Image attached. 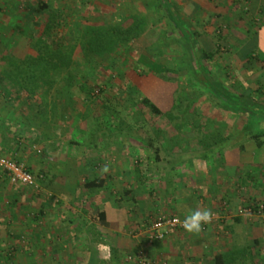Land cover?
<instances>
[{"label":"rangeland","instance_id":"obj_1","mask_svg":"<svg viewBox=\"0 0 264 264\" xmlns=\"http://www.w3.org/2000/svg\"><path fill=\"white\" fill-rule=\"evenodd\" d=\"M33 1L0 0V105L12 108L14 119H32L38 129L50 130L47 125L50 119H60L61 124L63 119H84L85 125L78 121L76 125L98 132L90 136L104 133L110 137L106 140L109 147L98 144L89 135L80 146L68 145V136L59 140L56 148L39 140L26 141V146H21L25 157L20 155V145L16 147V142L6 148L0 147L3 154L43 177L40 187L34 189L10 184L0 170V264H133L127 257L139 250L152 264H169L168 261L214 264L216 255L230 251L236 264H264V209L242 211L248 208L245 206L247 200L258 201L259 207L261 201L264 203V146L258 150L249 136L240 134L251 117L220 106L219 99L210 95L203 84L191 81L196 67L192 53L202 47L212 52L206 62L212 76L231 92L241 93L249 85L260 82V74L264 72L263 54L257 48L251 59L241 61L236 56V43L231 42L234 38L230 40L232 36L257 32L242 24L247 15L244 13L246 3L236 0L235 9L229 11L220 4L207 5L206 10L188 17V12H182L184 6L179 5V0H171L181 19L197 33L191 45L171 33L166 16L150 9L157 0H44L56 15L54 28L46 39L59 46L64 57L72 59L73 71L85 73L86 83L93 88L91 99L82 104L83 95L78 89L75 99H68L63 79L66 69L57 83L39 85L37 78L42 69L35 67L32 61L36 55L28 56L25 46L34 24L41 23L46 15L32 9ZM138 12L149 17L148 26L129 41L124 40L128 43L126 46H119L120 36L132 23L128 15ZM118 19H121L122 28L117 29ZM235 19L238 21L232 27ZM90 30L98 33V36L94 34L97 40L89 34ZM89 40L95 42L91 55L101 73L99 89L93 86L90 77L96 69L90 68L81 52ZM115 48L118 49L110 50ZM142 57L155 62L157 69H148ZM260 83L264 85V79ZM133 95L151 100L162 115L151 117L149 109L135 102ZM246 101L264 112V88ZM3 116L0 109V119ZM253 119H257L255 128H264V115L257 114ZM60 132L66 133V129ZM90 143L99 145L95 146L97 150L101 148L99 154L106 152L108 162L103 165H107V170L101 173L107 175L106 183L87 189L85 182L96 172L97 159L96 151L86 148ZM114 155L117 156L115 162L111 160ZM72 158L77 162L69 163L72 167L67 173L68 159ZM189 158V163L199 167V173L204 175L202 179L208 180L210 187L223 183L214 190L218 194L227 185L225 178L216 179L218 174L223 176L224 171L231 174L238 161L235 169L240 172L234 176L232 184L241 188L244 198L234 204L216 197H213L215 200L204 197L208 195L204 192L201 206L212 212V219L202 226L195 238L192 237L200 238L202 248L198 244L194 250L195 245L186 237L185 230L172 229L167 235L170 238L172 234L177 244L168 256L165 249L156 248L157 242L144 244V231L158 216H178L175 212L166 213L162 207L161 187L165 181L162 171H167L172 164H188ZM82 165H86V170L80 171ZM115 169H118V176L114 175ZM154 182L157 186L153 187ZM195 191L189 190L188 195ZM92 206L105 208L110 219H115L114 212L119 216L118 237L108 235L111 243H107L106 248L92 235L99 228L88 214ZM156 207L160 213L153 215ZM56 224L65 232L75 233H65L55 242L47 239L48 249L43 255L37 254L35 245L39 247L41 243L39 234L34 235L36 229H54ZM26 230L31 233H25ZM27 243L30 246H26Z\"/></svg>","mask_w":264,"mask_h":264},{"label":"crops","instance_id":"obj_2","mask_svg":"<svg viewBox=\"0 0 264 264\" xmlns=\"http://www.w3.org/2000/svg\"><path fill=\"white\" fill-rule=\"evenodd\" d=\"M169 2L172 6H174V4L171 0H169ZM242 2H244V4L246 3V6L244 7V9H245L244 13L247 14L246 16H244V21H243L244 23L242 22V24H243V26H246L248 28L249 27L255 28L257 30V32H255L253 30L249 36H245V35H243L242 37L232 36V37H230V40H232L234 38L235 40L233 39V41H231L234 43H237V42L238 43L239 42H255V43H257L258 49L263 54L262 58L264 60V0H245V1L242 0ZM218 4H220V6H223V8H225V9L227 8L229 11L231 9L232 10L235 9V5L237 4V2H236V0H179V5L184 6L181 9L182 12H185V13L188 12V14H187L188 17L189 16L191 17V14L195 13L196 11L206 10L205 8H207V5L216 7ZM158 6H159V3L157 2L156 5L152 6L150 9L152 11L157 10L159 8ZM213 10H214V8H212V11ZM183 21H185V20H183ZM236 21H238V19L237 20L235 19V21H233L232 27L235 26ZM185 23H186V21H185ZM261 75H262V77L258 80L260 82H262L264 79V72H262L260 74V76ZM1 99H2V97L0 98V101H1ZM0 107H1L0 109L2 111V115H4L3 119H0V147H1V149L4 147L6 148V147L13 145V142H16L15 146L17 147L20 145L19 146L20 155L24 156V157H25V150H24V147L22 148L21 146L22 145L26 146V141L29 142V141H36V140L38 141L39 140L43 144L51 143L52 145H54V146H52V148H56L55 145H58L57 142L59 140H62V138L64 136H68L69 137L68 141H67L68 145L74 146L75 144L76 145L79 144V146H80L81 144H83V142H86V139H87L86 137L88 135L90 136V134H98V132L95 133V131L90 132L89 129L83 130L84 126L76 125L77 124L76 121H78L79 124L85 125L84 119H65V120L63 119L62 120L63 124L60 123V119H50V124H47V125H50V130H48L45 127H44V129H38L37 126H34L32 124V119H14V113L12 111V108H10L8 106L5 107V104H1ZM36 122H37V119H36ZM38 122H40V120ZM59 124H61V125H59ZM62 128L66 129V133L60 132ZM58 129H60V131H58ZM103 134L100 133L99 135H91L90 139L97 141L98 144L102 143L103 146H108L107 145L108 143H106V140L109 139L110 137H108L107 135H103ZM112 137L114 140L116 139V136H112ZM93 140H91V142ZM17 141H18V143H17ZM24 141H25V144L23 143ZM98 144H97V146H99ZM46 146L47 145H45V148H46ZM95 146H96L95 143H93V144L90 143V145H88L86 147L87 149L90 148L93 151H96L94 153V155L97 158L96 161L94 160L96 162L95 163L96 172H93V173L91 172L92 173V179H89V180L101 179L103 181L102 183L105 184L106 183L105 177L107 175H104V174L101 175V173H102V170H103V172H105V168L107 167V165L103 166L104 162H108L106 159L107 154L105 151H103V153L101 152V154H99L100 152H98V151H100L101 148H99L97 150L95 148ZM16 147H13V148L15 149ZM33 148H35V147H33ZM260 148L261 147H258L257 149L260 150ZM257 149H255L254 152H257ZM39 150L40 149H38L37 152H39ZM0 152L2 153V151H0ZM116 158H117V156L114 155L111 160L113 162H115ZM72 161L77 162V161H75V158L74 159L72 158V160L68 159L67 173L70 172V168L72 166H69V163H73ZM187 162H188V164H181V163L178 165L172 164L168 167L167 171H164V169L162 171L163 176L165 177V181L162 182V184L164 183V185L161 187V189H163V191H162L163 196L160 199H161L162 207H164L163 209L166 210V213H170V212L174 213L175 212V214L177 213L178 216H180V218L181 217L185 218V214L189 210H193V209L203 210V207L201 205H203L202 204L203 203V200H202L203 196L202 195H204L203 194L204 192H206L208 194V195L205 194L204 197H206V196H210L212 198L216 197V198H220L226 202L227 201L228 202L233 201L234 204H237L236 202H238V201L241 202V198L242 197L244 198V196L240 192L241 188L239 189V187H236L237 184H235V185L232 184V181L235 180L234 176H237V174L240 172V171H236V169H235L239 165L238 161L235 162L234 171L231 174L229 171H226V172L224 171L223 176H222V174L221 175L218 174V177L216 176L217 180L220 177L225 178V180H227V185L225 186L226 188L221 189V191H219L220 195L218 194V192H215L214 190H218L217 189L218 185H221L223 183L220 182L221 184L220 183L217 184L215 186L216 188L210 187L208 180L202 179V178H204V177H202L204 175H203V173H199L200 172L198 169L199 167L195 163L190 164L189 163L190 158L187 160ZM78 164L79 163H77V165ZM85 167H86V165H82L81 167H79V168H81L80 171L86 170ZM74 169H75V167H74ZM115 170H116V174H114V175L118 176V174H117L118 169H115ZM237 170H240V169L237 168ZM172 172H173V174H172ZM121 173H122V170H121ZM200 179H202V180H200ZM230 180H231V183H228V182H230ZM154 183L152 186L153 187H154V185L157 186L156 185L157 182L155 184ZM231 184H232V186H231ZM75 185L76 184L74 182L73 187ZM159 186H161V185H159ZM191 189L196 190L195 194L193 192H191L192 195H188L189 190L191 191ZM213 200H215V199L213 198ZM242 201H243V199H242ZM102 209L106 213V224L103 225L101 222H96V224L99 226V228L101 227L102 229L98 228L96 233L92 232L93 233L92 235H95V237H97L98 240H101V242H100L101 246L106 248L109 246L107 243H111V241L107 240L108 235L118 237V234H117L118 230L116 228H117V225L119 224V219H118L119 216H118V214H116L114 212L115 219H110L107 210L105 208H102ZM154 211L155 212L152 211L153 215L160 213L159 207H156L154 209ZM50 220L52 221L51 216H50ZM59 226H60V224H56L54 226L55 227L54 229H52V228H46V229L42 228L39 230L36 229V233L34 235L39 234L40 243H41L39 247L37 244L35 245V249H36L37 254L42 253V255H43V253L46 251V248L48 249L49 244L47 242V239L49 241L54 240V242H55V239L57 237L65 236L66 235L65 233H68V235L75 233V231H72V233H69V231L65 232L64 229H61V227H59ZM112 227H113V229H112ZM72 228H75V227H72ZM171 230L169 231V233H171L173 231V230L172 231ZM24 232L29 233V231H27V230ZM30 233H31V231H30ZM185 234H187L186 237H188L190 242L193 243V245H195L194 250H196L198 248V246H197L198 244H200L199 248H202V245H201L202 241L200 242V238L193 239L198 234H189L187 232H185ZM168 235L165 239L157 242L159 246H157L156 248L159 250L165 249V253L168 256H170L172 251H173V250H171V248H176L175 244H177V241H176V238H172V236H173L172 234H171L170 238H168ZM41 236H44L47 238L45 239V238H42ZM49 237H52V238H49ZM56 242H57V240H56ZM154 243H156V242H154ZM144 244L151 245V244H147L145 242H144ZM26 246H30V243H27ZM68 249H69V247H68ZM51 250L53 251V245H51ZM84 250H86V249H84ZM40 257H41V255H40ZM168 262H169V264H173L171 261H168ZM73 264H75V263H73ZM180 264H185V261L180 262Z\"/></svg>","mask_w":264,"mask_h":264},{"label":"trees","instance_id":"obj_3","mask_svg":"<svg viewBox=\"0 0 264 264\" xmlns=\"http://www.w3.org/2000/svg\"><path fill=\"white\" fill-rule=\"evenodd\" d=\"M157 2L159 3V8L157 10H154V12L166 16V18L171 24V33L176 35V37L180 38V40H184V43L191 44L193 41H195L197 33L190 30L189 26L185 23V21H183V19H181L177 11L170 4L169 0H157ZM33 4L34 5H32V9L36 13L46 15V18L42 19L41 23L34 24L31 34L27 37V44L25 46V51L28 56L29 54L36 55V59H33L32 61L33 63H35V67H41L42 69L40 75L37 78L39 79V85L43 87L46 84L52 85L57 83L60 78L62 79L61 74L63 72V69H66V74L63 79L64 81H66L69 101L71 98L72 100L75 99L74 96H76V89H78V91H80L83 95L82 104H84L86 100L91 99V96L93 94L92 86L86 83L85 81L87 76L84 75L85 73H75L73 71V68H71V66L74 65V63H72V59L64 57L62 49L57 45L54 46L53 43L46 39V36H49L51 30L54 28L56 20V15L54 11L44 0H34ZM128 17L132 18V23L129 27H127V29L124 30L125 32H123L120 36V41H122V43H120L119 41V46H126V44L128 43L124 42V40L129 41L133 35H137L149 24V17L140 12L132 15L130 14L128 15ZM120 22L121 19H118V25H120ZM118 28H122L121 25L117 27V29ZM39 29L40 31H37ZM107 29L109 28L106 27V31H108ZM108 32H110V30ZM89 34L94 37V34H96V32L95 30L92 32L90 30ZM96 35L98 36V33ZM106 36H110V34L106 33ZM95 38L96 37H94V39ZM97 39L98 37L95 40ZM93 43H95L94 40H89L88 43H86V48L85 46H82L81 52L89 61V64L91 66L90 68H93L94 71L96 69L95 73L92 74L90 77L92 79V82L94 83L93 86H97V88L99 89L101 88V86L98 84L101 73L100 70L97 68V63H95L91 55L92 51L94 50ZM257 48L258 46L255 42H237L236 56L241 61H243L244 59H251L252 53L257 51ZM117 49L115 48L110 50L116 51ZM121 50H123V48ZM123 52L124 50L122 51V53ZM192 54L193 62L195 63L196 67L194 66V72L191 74V81L194 80L203 84L207 88L210 95H213L214 97L219 99L220 106L221 104L228 106L229 108L235 109L245 116L251 117V119H249L250 122H246V124H244V126L242 127V131L240 134L243 133L249 136V138L252 140L256 147L264 146V128H255L256 124L254 122H256L257 119H253L254 116L257 114L263 116L264 112L257 109L253 104L251 105L246 101V99L249 98L251 95L259 94L262 88H264V85H261L260 82L256 81L254 84L249 85L247 89L241 93L231 92L229 88H225L223 86L221 81L212 76L210 68L206 63L207 60L212 57V52L210 50H207L205 48L203 49L201 47L198 48V50H196ZM142 59V61L147 64L148 69H157V64L155 62H152L145 57H142ZM19 61L20 59L17 60V62ZM21 61L24 62L23 59H21ZM125 64L126 59L123 62V67L126 66ZM114 66L115 65L112 64L111 68H114ZM86 74H88V71L86 72ZM33 92L34 90H32V92L30 91V94H32ZM134 101L141 104L143 108H148L151 117L162 115V112L159 107L151 100L147 99L145 96L139 98L134 96ZM247 125H249V127ZM204 157L206 158L207 156ZM27 169L32 173L29 168ZM37 174L38 176L35 174L33 175L37 177L40 176V178L42 177L41 174ZM102 182L103 181L101 179L88 180L85 182V187L87 189L97 187L100 186ZM245 204V206L250 209V212L263 211L264 209V206H262L264 203L262 201V205H260V207L258 201H255L253 199L247 200ZM88 214L92 221L101 222L103 225L106 224V213L103 209H100L98 206L90 207V209L88 210ZM230 252L216 255L214 257V264H236L234 263L235 256L233 255V253Z\"/></svg>","mask_w":264,"mask_h":264},{"label":"built area","instance_id":"obj_4","mask_svg":"<svg viewBox=\"0 0 264 264\" xmlns=\"http://www.w3.org/2000/svg\"><path fill=\"white\" fill-rule=\"evenodd\" d=\"M0 170L10 184H19L38 189L40 187L39 177L33 175L28 169L16 160L0 152ZM262 208V207H261ZM250 212L249 208L242 210ZM183 219L176 215H161L153 219L144 231V240L148 244L163 240L171 229L184 230L182 227ZM140 234V232H137ZM133 264H152L142 250L127 257Z\"/></svg>","mask_w":264,"mask_h":264},{"label":"clouds","instance_id":"obj_5","mask_svg":"<svg viewBox=\"0 0 264 264\" xmlns=\"http://www.w3.org/2000/svg\"><path fill=\"white\" fill-rule=\"evenodd\" d=\"M107 169H105L106 171ZM212 212L208 209L199 210L193 209L189 210L185 214V218L183 219L182 227L185 232L189 234H198L202 230V226L210 223L212 219ZM107 258V257H105Z\"/></svg>","mask_w":264,"mask_h":264}]
</instances>
